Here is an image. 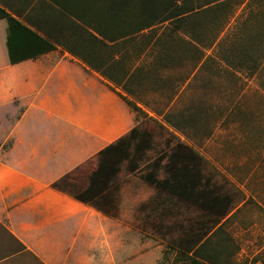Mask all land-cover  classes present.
<instances>
[{
  "label": "rangeland",
  "instance_id": "rangeland-1",
  "mask_svg": "<svg viewBox=\"0 0 264 264\" xmlns=\"http://www.w3.org/2000/svg\"><path fill=\"white\" fill-rule=\"evenodd\" d=\"M240 2L242 0L232 4V11L240 16L238 22L241 23L249 17L250 9L242 11ZM232 18L229 21L233 23ZM228 23L220 34L214 33L219 47L215 45L204 51L200 44L198 50L215 54L217 61V52L226 45L222 38L227 40L232 35L228 33L231 28L226 31ZM178 36L188 39L181 32ZM178 43L182 42L178 40ZM182 48L177 49L195 54L194 50ZM55 50L62 54L67 52L62 46L52 51ZM151 61V57L148 58V62ZM195 62L189 59L181 68L150 71L151 80L146 84L131 86L134 93H127L128 97L150 115L157 116L163 126L148 124L136 115L134 127L152 132L153 147L144 158L141 156L144 160L137 159L135 170L130 169L128 161L122 164L110 198L118 213L111 216L102 212L87 217V211L84 232L69 235L68 264H193L179 253L186 243L203 236L213 220L195 203L158 188L148 180L152 175L160 180L167 177L168 159H162L158 165L154 163L159 162L161 155H170L172 147L184 140L207 159L196 181L199 186L191 191L206 194V201L213 196L228 198L230 206H234L223 220V226L211 232L216 231L208 247L219 257L218 264H264V98L250 83L251 79L247 81L241 75L231 78L217 72L221 66L219 61L200 67L193 81L188 83L190 72L199 67ZM155 76L172 80H168L167 88L160 85L162 89H158L154 86ZM180 76L187 77L186 83L176 80ZM174 85L177 92L183 88L176 101H173ZM158 112L170 113L171 121L194 114L204 118L178 130L167 124L165 115ZM98 164L99 155L68 174L78 188L84 190ZM59 258L56 256V260L61 261Z\"/></svg>",
  "mask_w": 264,
  "mask_h": 264
},
{
  "label": "crops",
  "instance_id": "crops-1",
  "mask_svg": "<svg viewBox=\"0 0 264 264\" xmlns=\"http://www.w3.org/2000/svg\"><path fill=\"white\" fill-rule=\"evenodd\" d=\"M240 6L249 17L229 21L232 35L222 38L216 70L251 79L264 98V2ZM12 45L0 36V264H68L69 235L84 232L87 211V217L102 212L52 184L127 135L136 114L122 86L70 52L21 58ZM177 90L173 101L183 88ZM176 123L167 122L178 129Z\"/></svg>",
  "mask_w": 264,
  "mask_h": 264
},
{
  "label": "trees",
  "instance_id": "trees-1",
  "mask_svg": "<svg viewBox=\"0 0 264 264\" xmlns=\"http://www.w3.org/2000/svg\"><path fill=\"white\" fill-rule=\"evenodd\" d=\"M236 2L238 0H0L3 6H0V36L12 41L11 52L19 53L21 58H35L62 46L110 82L133 94L131 86L146 84L151 80L150 71L181 68L189 59L201 68L218 64L220 50L217 61L215 56H206L204 51L220 46L214 33L220 34L230 17H234L232 4ZM180 32L188 39L178 36ZM178 40L182 43L177 44ZM200 44L204 47L202 52L198 50ZM184 46L188 51L194 50L195 54L183 51ZM230 47L235 45L227 46ZM178 78L176 80L182 82L187 79L186 76ZM168 80L172 79L155 76L153 81H156L154 85L158 82L167 88ZM119 93L138 118L141 116L148 124L153 122L163 126L158 117L150 115L128 95ZM169 114L164 115L166 122L171 123ZM178 117L179 123L174 125L182 128L192 121L197 122L199 115ZM151 138L152 132L134 127L128 135L105 147L99 154L98 168L91 174L90 184L84 190L78 188L71 174L57 179L52 186L104 214L115 216L118 208L110 198L122 164L128 161L130 169L135 170L137 159L144 160L147 150L153 147ZM165 158L168 159L167 177L160 180L152 175L148 177L149 182L195 203L213 220L210 229L195 241L182 245L185 249L179 254L193 264H218L219 257L208 247L216 231L211 232L223 226V220L234 206H230L228 198L213 196L212 200L206 201V194L191 191L199 186L196 181L201 174V165L207 159L185 140L176 143L170 155H161L159 162L154 164H160Z\"/></svg>",
  "mask_w": 264,
  "mask_h": 264
}]
</instances>
